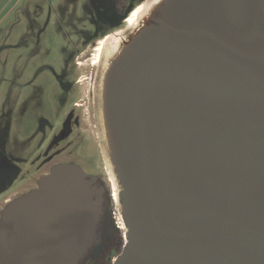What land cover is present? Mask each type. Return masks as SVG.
Wrapping results in <instances>:
<instances>
[{
    "label": "water",
    "instance_id": "95a60500",
    "mask_svg": "<svg viewBox=\"0 0 264 264\" xmlns=\"http://www.w3.org/2000/svg\"><path fill=\"white\" fill-rule=\"evenodd\" d=\"M106 73L125 222L112 264H264V0H163ZM56 165L0 217V264H79L102 189Z\"/></svg>",
    "mask_w": 264,
    "mask_h": 264
},
{
    "label": "rangeland",
    "instance_id": "374dc122",
    "mask_svg": "<svg viewBox=\"0 0 264 264\" xmlns=\"http://www.w3.org/2000/svg\"><path fill=\"white\" fill-rule=\"evenodd\" d=\"M142 1L0 0V205L8 195L24 192L30 182L35 184L37 167L31 160L40 143L38 118L44 116L52 124L61 118L59 90L51 72L64 69L62 53H67L65 60L72 59L76 47L118 27V9ZM122 28L126 34L132 31L126 22ZM102 44L92 48L94 65L102 63ZM38 71L36 82L29 84ZM56 146L61 151L58 159L97 173L104 170L105 154L93 135L77 133ZM103 175L113 218L125 231L122 205L115 199L116 186L120 192L121 185L118 180L114 184L110 173Z\"/></svg>",
    "mask_w": 264,
    "mask_h": 264
},
{
    "label": "flooded vegetation",
    "instance_id": "af4514ba",
    "mask_svg": "<svg viewBox=\"0 0 264 264\" xmlns=\"http://www.w3.org/2000/svg\"><path fill=\"white\" fill-rule=\"evenodd\" d=\"M145 2L146 0L142 1L141 3L143 4ZM133 6L135 5H132L129 8L125 7L123 9H118L116 12V24L118 27L107 33H104L100 37H96L93 40L87 41L79 48L76 47L70 56L72 57V59L70 58L71 60H65L67 57L66 51L62 53L61 57L63 60L64 69L51 72L56 82L55 85L59 90V107L62 108L61 118L54 124H52L44 116L38 118L40 143L37 153L31 160V164H34L37 167V173L34 177L35 184H31L30 182L26 186L24 192H13L11 195L5 197L4 202L0 205V217L2 210L11 200L38 187L40 180L56 165L67 162L76 163L71 160L58 159V156L61 155V151L56 149V145L62 140H65L77 133H86L89 136L93 135L94 137L98 138L104 151L105 163L104 170L101 173H97L92 169H87L84 166H80L86 171L89 178L95 177L94 184L102 189V194L104 196L103 206H105L104 204L110 190L107 186V178L103 175V173H109V171L107 172V159L109 153L101 115L102 80L104 71L103 64L101 62H98L95 65L92 63V48L95 49L96 45L102 42L107 37V35L111 36L118 30L124 31L122 26L125 25V22L126 26H132V24H130V17L132 13L141 5H137L138 7L136 6L134 10L130 12L129 10ZM88 60H90V62H86ZM90 68L92 70H89ZM39 74V71L35 72L34 75L28 79V83L31 85L34 84L36 79H38ZM48 127L51 129L50 131H48Z\"/></svg>",
    "mask_w": 264,
    "mask_h": 264
},
{
    "label": "bare ground",
    "instance_id": "6f19581e",
    "mask_svg": "<svg viewBox=\"0 0 264 264\" xmlns=\"http://www.w3.org/2000/svg\"><path fill=\"white\" fill-rule=\"evenodd\" d=\"M162 1L163 0H146V2L143 4L141 2H140L141 4L138 3L137 5L138 6L141 5V6L138 7L136 5L138 8L132 13V15L130 17L131 24H132V26L130 27L132 29L131 32H134L135 30L140 29L141 26L146 24V21L150 17L153 10H155V8ZM136 6H134L130 12H132V10H134V8ZM130 36H131L130 33L126 34L125 31H119L118 30V31L114 32L111 36L107 35V37L103 40V44H102L103 46L101 45L102 46L101 49L104 48V53H103V58H102L103 71H104L103 72V80H102L103 83H104L105 76H107L106 73L110 70L114 61L118 58V56L124 50V47L128 44ZM100 44H101V42H100ZM99 56H101V55H99ZM103 83H102V89H103ZM101 115H102V108H101ZM102 123H103V119H102ZM103 128H104V124H103ZM104 134H105V129H104ZM105 139H106V135H105ZM111 161L112 160L110 158V155H108V159H107L108 168L107 169L112 176L111 177L112 181L114 182L115 185H117V183H116L117 179H116V175H115L114 169H113V164ZM116 190L117 191L115 193V199L120 201L118 186H116ZM122 227L126 228L125 222L123 221V217H122Z\"/></svg>",
    "mask_w": 264,
    "mask_h": 264
},
{
    "label": "trees",
    "instance_id": "16d2710c",
    "mask_svg": "<svg viewBox=\"0 0 264 264\" xmlns=\"http://www.w3.org/2000/svg\"><path fill=\"white\" fill-rule=\"evenodd\" d=\"M104 205L97 229L98 240L90 247L79 264H112L113 259L123 250L125 244L124 231L113 218L110 191Z\"/></svg>",
    "mask_w": 264,
    "mask_h": 264
}]
</instances>
